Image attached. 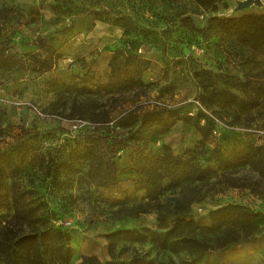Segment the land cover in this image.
Masks as SVG:
<instances>
[{"label":"rangeland","instance_id":"1","mask_svg":"<svg viewBox=\"0 0 264 264\" xmlns=\"http://www.w3.org/2000/svg\"><path fill=\"white\" fill-rule=\"evenodd\" d=\"M244 1L218 0L210 10L192 0H0V149L23 144L17 158L21 186L28 201L67 233L74 251L69 264H78L82 256L102 263L143 257L156 264H182L188 260L183 252L110 236L126 230L147 235L146 230L169 224L174 214L204 228L209 212L228 204L260 214L263 223L257 234L247 240L240 235L228 247H221L231 239L226 230L194 231L197 240L211 247L196 264H264V175L235 157L255 152L264 162V63L208 30L214 18L264 14V0L240 10ZM35 40L45 41L54 52L50 71L37 72L47 55L30 45ZM129 40L136 42L131 49ZM121 50L142 61L134 65L142 70L145 88L112 97L77 94L72 87L52 91L53 79L75 84L85 76L104 82L110 59ZM227 94L251 98L257 105L243 109L230 103ZM135 108L164 110L169 127L141 129L130 119L125 129L118 127V119ZM200 112L209 118L212 132L203 128ZM90 134L125 141V148L118 145L116 159L120 184L95 188L84 163L76 165L69 179L61 175L59 185L50 184L38 170L40 162L44 167L50 159L64 158ZM162 145L175 155L192 157L211 173L167 190L157 210L137 215L142 193L135 192L129 155ZM124 196L138 200L112 205Z\"/></svg>","mask_w":264,"mask_h":264},{"label":"trees","instance_id":"2","mask_svg":"<svg viewBox=\"0 0 264 264\" xmlns=\"http://www.w3.org/2000/svg\"><path fill=\"white\" fill-rule=\"evenodd\" d=\"M201 8L214 10L218 0H192ZM188 30L194 31L190 24ZM123 36L128 37L130 32L123 26ZM208 30L215 31L222 36L251 52L264 63V14H243L224 18H214L209 21ZM136 42L128 41L130 49ZM47 56L41 62L39 73L50 71L53 67L54 52L50 50L45 41L35 40L30 43ZM129 53V51H128ZM119 54V55H118ZM122 56V57H119ZM58 57V56H56ZM142 64L137 56H130L123 50L117 52L109 61V74L104 82L87 81L80 78L78 83L66 84L53 79L49 82L52 91L69 87L77 94L109 96L129 93L143 89L147 85L141 79L140 68L134 63ZM71 85V86H70ZM230 103L242 106L243 109L255 107L257 102L251 98L240 100L236 96L227 94ZM101 116V115H100ZM99 115L97 117H100ZM100 117L99 120H103ZM130 119L131 124L141 129L157 127L168 128V116L160 109L142 110L134 109L118 119V127L125 129V121ZM200 121H204L203 128L213 131L209 127V118L200 112ZM212 122V121H211ZM84 142L77 150H71L64 158L48 160L40 169L49 183L57 186L60 176L70 175L76 171V165L86 164V178L98 189H110L120 184L119 170L116 164L118 145L126 143L123 138L102 134L85 136ZM23 144L17 143L16 149L7 146L0 149V264H69L74 251L69 245V237L61 228L52 225V219L46 216L38 206L28 201V191L21 186L23 174L17 158L23 151ZM121 149V150H122ZM16 155V164H15ZM239 163H249L264 175V162L255 152L241 151L235 154ZM130 172L135 174L133 180L135 192L142 193L139 200L128 196L117 198L112 202L114 206H124L137 201L135 214H144L157 210L159 199L167 190H174L183 185L202 181L210 175V171L199 167L192 157L175 155L170 148L162 145L155 150L140 149L129 155ZM167 182V183H165ZM209 225L201 228L185 215L174 214L169 224H158L157 231L146 230L147 235L136 231H117L110 237H123L133 242L148 241L154 248L172 254L185 253L188 260L182 264H196L211 247L193 236L196 230L208 233H217L226 230L231 236L221 245L228 247L237 244L239 237L247 240L257 234L259 226L263 223L260 214L253 213L246 208L228 204L209 212ZM78 264H156L143 257H134L128 262L109 261L102 263L96 257L82 256Z\"/></svg>","mask_w":264,"mask_h":264},{"label":"water","instance_id":"3","mask_svg":"<svg viewBox=\"0 0 264 264\" xmlns=\"http://www.w3.org/2000/svg\"><path fill=\"white\" fill-rule=\"evenodd\" d=\"M258 0H245L244 2L239 3L238 8L241 9H245L248 8L249 6H251L254 2H257Z\"/></svg>","mask_w":264,"mask_h":264}]
</instances>
